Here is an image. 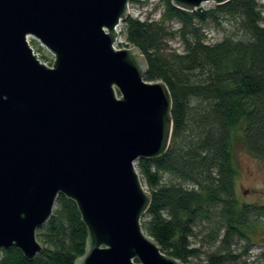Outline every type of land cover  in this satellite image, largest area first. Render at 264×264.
Masks as SVG:
<instances>
[{
    "label": "water",
    "instance_id": "water-1",
    "mask_svg": "<svg viewBox=\"0 0 264 264\" xmlns=\"http://www.w3.org/2000/svg\"><path fill=\"white\" fill-rule=\"evenodd\" d=\"M170 1L193 12L230 0ZM129 2L0 0V254L33 260L36 232L63 195L88 234L75 264H181L140 224L151 197L135 163L166 152L171 97L144 80L139 49L113 47Z\"/></svg>",
    "mask_w": 264,
    "mask_h": 264
},
{
    "label": "trees",
    "instance_id": "trees-1",
    "mask_svg": "<svg viewBox=\"0 0 264 264\" xmlns=\"http://www.w3.org/2000/svg\"><path fill=\"white\" fill-rule=\"evenodd\" d=\"M161 3L158 20L128 17L121 32L146 60L144 80L162 81L171 97L166 152L135 163L151 197L141 228L162 253L186 264L199 254L189 243L193 228L212 216L224 230L223 247L235 236L245 238L247 221L235 192L233 150L240 143L264 162V4L230 0L187 12L170 0ZM227 23L233 32L209 43L204 27ZM172 40L182 51L167 53ZM37 236L42 249L33 260L10 248L1 251L0 264H75L84 254L88 234L76 204L58 195Z\"/></svg>",
    "mask_w": 264,
    "mask_h": 264
},
{
    "label": "rangeland",
    "instance_id": "rangeland-1",
    "mask_svg": "<svg viewBox=\"0 0 264 264\" xmlns=\"http://www.w3.org/2000/svg\"><path fill=\"white\" fill-rule=\"evenodd\" d=\"M263 1L258 0V3L261 4ZM213 5L205 3L200 8L209 9ZM262 12L264 15V11ZM161 13V0H130L128 5V17L140 21L145 18L158 20ZM170 26L174 27V24L170 23ZM232 27L229 23L218 28L208 25L204 27V33L209 43H215L222 40L225 34L232 33ZM122 30L123 25H120L115 45V48L119 50L131 48L125 41ZM31 40L30 46L33 52L40 62L49 66L53 61L52 55L37 41ZM167 48V53L173 49L178 52L182 51L176 40L167 42ZM233 154L238 168L235 192L239 206L244 205L243 212L247 221L246 231L243 229L245 238L235 236L227 248L223 247L220 241L224 230L218 226L217 216H212L208 222H199L193 228L189 243L190 247L198 250L199 254L189 259L186 264H264V162L251 156L240 143L235 145ZM167 178L164 175L163 179ZM144 189L146 190L145 187ZM212 230L214 234H217L216 238L214 234L209 236ZM36 240L41 244L37 232ZM218 257L221 258L218 259Z\"/></svg>",
    "mask_w": 264,
    "mask_h": 264
},
{
    "label": "built area",
    "instance_id": "built-area-1",
    "mask_svg": "<svg viewBox=\"0 0 264 264\" xmlns=\"http://www.w3.org/2000/svg\"><path fill=\"white\" fill-rule=\"evenodd\" d=\"M262 4H264V1L262 2ZM129 5V4H128ZM262 14H263V12H262ZM123 23L124 22H122V23H120L116 28H115V30H116V32H118V27H120V25H123ZM28 43H29V39H28ZM115 45H116V42H115V44H114V48H115ZM116 49V48H115ZM117 50H119V49H117ZM35 54V53H34ZM36 55V54H35ZM37 56V55H36ZM38 58V57H37ZM42 63V62H41ZM44 64V63H43ZM52 64V63H51ZM51 64L49 65V66H51ZM46 65V64H45ZM46 66H48V65H46Z\"/></svg>",
    "mask_w": 264,
    "mask_h": 264
}]
</instances>
